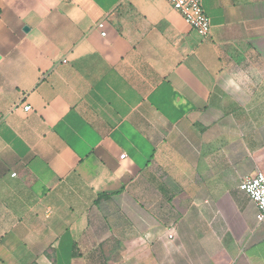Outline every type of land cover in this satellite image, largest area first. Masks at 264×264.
Instances as JSON below:
<instances>
[{
  "label": "crops",
  "instance_id": "0c3cea01",
  "mask_svg": "<svg viewBox=\"0 0 264 264\" xmlns=\"http://www.w3.org/2000/svg\"><path fill=\"white\" fill-rule=\"evenodd\" d=\"M201 4L207 37L166 0H0V264H264V0Z\"/></svg>",
  "mask_w": 264,
  "mask_h": 264
},
{
  "label": "built area",
  "instance_id": "2783aa9c",
  "mask_svg": "<svg viewBox=\"0 0 264 264\" xmlns=\"http://www.w3.org/2000/svg\"><path fill=\"white\" fill-rule=\"evenodd\" d=\"M174 10H176L185 23L190 26L200 37H207L210 32V21L202 8L201 0H166ZM96 27L101 30V35L105 32L104 21L97 22ZM30 109L29 105L23 107L24 111ZM124 154L119 158L123 159ZM15 175L14 173L12 174ZM239 189L255 204V220L257 223L264 221V173L255 171L252 175L245 176L240 182ZM168 238H173L168 234Z\"/></svg>",
  "mask_w": 264,
  "mask_h": 264
},
{
  "label": "water",
  "instance_id": "95a60500",
  "mask_svg": "<svg viewBox=\"0 0 264 264\" xmlns=\"http://www.w3.org/2000/svg\"><path fill=\"white\" fill-rule=\"evenodd\" d=\"M25 29H26V27H25Z\"/></svg>",
  "mask_w": 264,
  "mask_h": 264
}]
</instances>
